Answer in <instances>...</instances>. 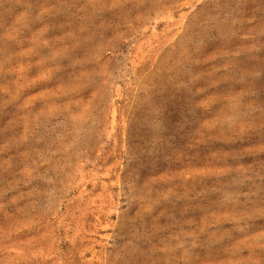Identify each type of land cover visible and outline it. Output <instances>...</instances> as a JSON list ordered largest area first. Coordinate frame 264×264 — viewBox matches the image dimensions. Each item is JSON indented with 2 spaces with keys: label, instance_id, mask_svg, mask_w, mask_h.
<instances>
[{
  "label": "rangeland",
  "instance_id": "rangeland-1",
  "mask_svg": "<svg viewBox=\"0 0 264 264\" xmlns=\"http://www.w3.org/2000/svg\"><path fill=\"white\" fill-rule=\"evenodd\" d=\"M0 264H264V0H0Z\"/></svg>",
  "mask_w": 264,
  "mask_h": 264
}]
</instances>
